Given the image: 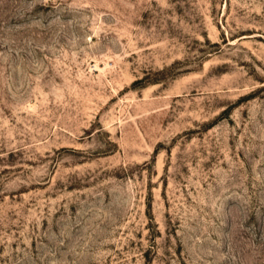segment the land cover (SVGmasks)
I'll return each instance as SVG.
<instances>
[{
  "label": "rangeland",
  "instance_id": "rangeland-1",
  "mask_svg": "<svg viewBox=\"0 0 264 264\" xmlns=\"http://www.w3.org/2000/svg\"><path fill=\"white\" fill-rule=\"evenodd\" d=\"M0 264H264V0H0Z\"/></svg>",
  "mask_w": 264,
  "mask_h": 264
}]
</instances>
